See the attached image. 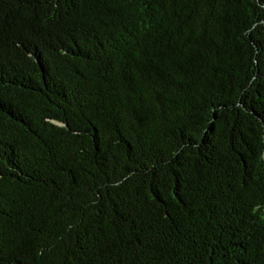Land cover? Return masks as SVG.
Masks as SVG:
<instances>
[{
  "label": "trees",
  "instance_id": "1",
  "mask_svg": "<svg viewBox=\"0 0 264 264\" xmlns=\"http://www.w3.org/2000/svg\"><path fill=\"white\" fill-rule=\"evenodd\" d=\"M0 264H264V0H0Z\"/></svg>",
  "mask_w": 264,
  "mask_h": 264
}]
</instances>
